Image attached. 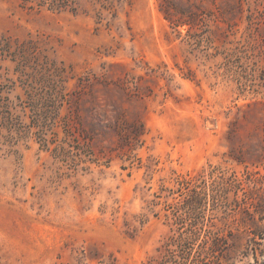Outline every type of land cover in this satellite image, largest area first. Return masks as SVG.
<instances>
[{"label": "rangeland", "instance_id": "374dc122", "mask_svg": "<svg viewBox=\"0 0 264 264\" xmlns=\"http://www.w3.org/2000/svg\"><path fill=\"white\" fill-rule=\"evenodd\" d=\"M33 1L0 0V43L42 40L66 64L87 132L70 154L0 132V264L146 263L169 231L150 207L162 185L264 160V0Z\"/></svg>", "mask_w": 264, "mask_h": 264}, {"label": "trees", "instance_id": "16d2710c", "mask_svg": "<svg viewBox=\"0 0 264 264\" xmlns=\"http://www.w3.org/2000/svg\"><path fill=\"white\" fill-rule=\"evenodd\" d=\"M38 2L41 8L62 11L69 0ZM164 13L173 27L194 25V21L181 22L174 12ZM196 17L193 14L192 20ZM44 45L33 38L21 41L3 37V60L15 65V79L9 74L0 75L8 93L0 95V132L12 146L35 139L42 149L50 150L54 145V152L70 154L66 145L72 147V141L78 138L76 132L86 138L87 130L82 119L72 113V92L68 87L74 78L72 71ZM17 89H22L23 94L12 98L11 93ZM134 127L133 133L139 137L142 125L135 123ZM132 138L131 134L121 137L126 145ZM238 163L245 166L242 174H228L222 167H214L207 174L175 177L173 187L162 185L154 193L150 207L163 206L155 216L164 212L169 231L157 253L143 264H264V175L253 169L264 166V160L248 164L240 159ZM147 221L143 219L141 224ZM126 225L130 231L131 223ZM136 231L134 227L130 235ZM250 257L254 261L245 263Z\"/></svg>", "mask_w": 264, "mask_h": 264}]
</instances>
